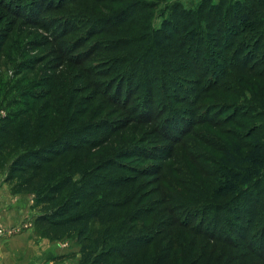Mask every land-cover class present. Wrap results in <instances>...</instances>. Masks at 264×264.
Returning a JSON list of instances; mask_svg holds the SVG:
<instances>
[{"label": "trees", "instance_id": "obj_1", "mask_svg": "<svg viewBox=\"0 0 264 264\" xmlns=\"http://www.w3.org/2000/svg\"><path fill=\"white\" fill-rule=\"evenodd\" d=\"M21 23L81 84L0 74V166L40 236L78 264H264V0H0Z\"/></svg>", "mask_w": 264, "mask_h": 264}, {"label": "rangeland", "instance_id": "obj_2", "mask_svg": "<svg viewBox=\"0 0 264 264\" xmlns=\"http://www.w3.org/2000/svg\"><path fill=\"white\" fill-rule=\"evenodd\" d=\"M197 0H183V2L186 5H193V3ZM158 10H156L153 14L152 17V22L153 25H157L159 19L161 18L160 15H158ZM20 23V22H17ZM18 27V28H16ZM12 31H8L6 29L0 30V74H15V71L17 68H21L23 65H30L33 67L34 65V60L38 59L39 62L37 63L36 67L34 65V70L32 74H29L30 69H26L21 73L16 74L17 78L20 77V75H26L30 81H34L37 77V75H49V76H54L56 77L57 80H62V79H73L72 83H70V88L78 87L80 84V81L78 80L79 78H73L75 77L74 74H70L68 72H71V70L77 66H68V63L64 62H59L57 58H55L54 54L51 52V50L54 48V46L49 42V36L47 32L40 26H27L24 24H17L14 25L12 28ZM71 37V36H69ZM96 37H93L88 40L87 43H90L92 40H94ZM77 51V50H76ZM56 54V52L54 51ZM97 53L95 52L88 60L85 61V64L87 63H92L94 58L97 57ZM17 64V65H16ZM69 74V75H67ZM56 80V81H57ZM15 81V80H14ZM43 83V82H42ZM34 90L35 88H31ZM38 89H41L39 87ZM35 91V90H34ZM84 91H81V94L83 95L84 93H88ZM80 94V92H79ZM2 113V111H0ZM132 126H134L132 124ZM205 127V125L203 126ZM204 129V128H203ZM187 139L190 143H193V148L198 149L195 142L196 140L194 139V132H191L190 134H187ZM195 141V142H193ZM197 143V142H196ZM198 144V143H197ZM191 150H193V148ZM205 152V151H204ZM178 156V164L180 165V169L184 173H195V165L191 161V157L189 158L188 156H182L179 151L176 152ZM198 153H200L198 151ZM176 163V161H174ZM174 163V164H175ZM7 163H3L5 165ZM0 166V174L2 175L1 180L7 185L9 191L11 192V182L5 181L4 176H5V169L4 166ZM129 165V163L127 164ZM205 165H208L206 162ZM190 170H188L187 168ZM152 167L148 166V170H150ZM122 173H125L127 175H133L129 169L123 170ZM74 177H77L76 175ZM150 177H152L150 175ZM153 185V184H152ZM11 193H17L19 194L24 201H28V209L30 208L31 213L27 212V216L23 218L20 222H18L15 225L12 226H4L3 224L0 223V225L8 230V234L16 233L20 229L24 228L23 226L28 223L30 224L32 231L34 234H37L38 237H44L40 236L38 233V230L36 227L33 225V219L34 217L42 210L43 203L39 200H36L35 196L33 195L32 192H11ZM100 226V223L97 220H93L91 222V233L93 234L96 230V228ZM7 234V235H8ZM47 238V237H45ZM48 240H56L59 241V244H61L63 247L69 248L68 252L65 253L67 254V258L65 259V264H78V242L76 241L74 234L69 233L68 235H64L58 239H50L47 238ZM61 242V243H60ZM75 250H72V249ZM70 253H74V255H71ZM75 254H77V258L75 257Z\"/></svg>", "mask_w": 264, "mask_h": 264}, {"label": "crops", "instance_id": "obj_3", "mask_svg": "<svg viewBox=\"0 0 264 264\" xmlns=\"http://www.w3.org/2000/svg\"><path fill=\"white\" fill-rule=\"evenodd\" d=\"M1 177L0 174V223L12 226L31 210L28 209V201L17 193H11ZM23 227L16 233L0 236V264H65V253L69 248L63 247L59 241L38 237L28 223Z\"/></svg>", "mask_w": 264, "mask_h": 264}, {"label": "built area", "instance_id": "obj_4", "mask_svg": "<svg viewBox=\"0 0 264 264\" xmlns=\"http://www.w3.org/2000/svg\"><path fill=\"white\" fill-rule=\"evenodd\" d=\"M9 232L0 225V236L7 235Z\"/></svg>", "mask_w": 264, "mask_h": 264}]
</instances>
